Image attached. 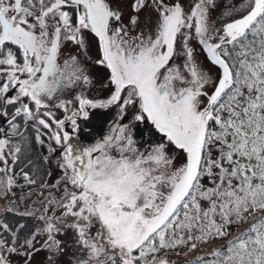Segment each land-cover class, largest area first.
Instances as JSON below:
<instances>
[{"label": "snow or ice", "instance_id": "snow-or-ice-1", "mask_svg": "<svg viewBox=\"0 0 264 264\" xmlns=\"http://www.w3.org/2000/svg\"><path fill=\"white\" fill-rule=\"evenodd\" d=\"M145 3L135 0L134 11ZM152 4L159 18L155 35L145 38L130 36L123 25L110 27L121 16L106 0H0V66H5L0 67V120L10 127L8 132L0 128L5 137L0 138V196L17 186L13 165L22 144L11 139L27 140L16 123L18 117H23L25 127L33 122L39 143H45L41 136L47 135L60 146L66 184L59 201H47L45 214L37 217L44 226L30 236L21 238L19 228L13 231L0 222V264H9L11 254L29 255L19 249L33 250L37 235H47L46 250L61 251L56 236L66 228L74 231L86 252L77 264H170L166 255H159L162 251L196 250L227 237L229 225L257 216L258 222L229 241L226 249H214L208 259L197 257V264H264V0H246L240 9L247 13L215 32L208 23L214 0H194L187 14L179 4L167 5L164 0ZM131 23L135 26L136 19ZM84 29L99 38L114 92L101 102L78 97L74 108L65 101L56 103L67 113L65 119H58L43 98L59 101L64 89L81 78L74 60L61 68L57 56L62 40L82 45ZM193 35L220 69L211 95L205 90L210 79L189 45ZM178 36L185 56L183 71L169 65ZM7 45L17 46L22 61ZM83 79L87 83V77ZM177 82L183 86L177 88ZM201 97L207 98L203 109ZM134 102L139 111L133 119L151 121L186 154V163L170 175L154 174L172 163L165 145H153L145 156L131 134L125 135L126 125L117 124L113 134L91 146L70 142L66 123L75 132L78 118L89 116L86 108L119 104L122 119L126 106ZM9 106H15L11 114ZM213 150L218 153L215 158ZM49 151L55 149L49 146ZM20 173L25 183H36L23 169ZM205 176L212 187L202 185ZM201 201L208 206L202 207ZM53 204L64 209L61 216L46 215ZM69 216L70 223L65 220ZM96 224L98 230L91 233Z\"/></svg>", "mask_w": 264, "mask_h": 264}, {"label": "rangeland", "instance_id": "rangeland-1", "mask_svg": "<svg viewBox=\"0 0 264 264\" xmlns=\"http://www.w3.org/2000/svg\"><path fill=\"white\" fill-rule=\"evenodd\" d=\"M106 2L112 10L118 11L121 16V20L119 22H110V27L123 25L128 29V33L132 37L140 34H143L145 38H147L150 34L153 36L155 35L159 16L156 17L154 11L155 17H151L149 10L152 9L147 4L144 5L145 13L141 14L142 18H140L135 26H133L132 23H127V18L124 17L122 12L125 0H106ZM166 3L167 5H181L182 9L187 14L191 11L194 0H170L166 1ZM245 3L246 0H214V6L209 7L208 9V23L210 31L215 32L217 30H221L225 24L245 15L247 13V9H240V6ZM80 35L83 41L82 45L77 44L74 41L67 40H62L61 43L60 56L58 60L60 67L63 68L66 62L70 63L74 60L76 62V66L80 68V72H78L77 75L81 78L76 79L71 87L64 89L67 91L66 95L60 94L59 101L56 100V98L49 100V104L52 107L51 111L58 119H65L67 113L64 110L58 111L59 109H54L53 107H55L54 105L56 103L66 101L69 108H74L77 106L78 97L90 99L93 102H101L109 99L114 92V85L111 83L110 79L111 71L104 63L102 64V61L100 60L102 58V48L99 45V38L87 29L82 30ZM181 41L182 37L178 36L175 46L176 52L172 60L169 61V65L179 66L181 71H183L185 56L183 55ZM189 45L194 50L193 55L195 62L199 66L200 70L210 79V84L205 88V90L210 93L212 92L213 86L219 81L220 70L210 63L207 54L194 35L189 41ZM82 50H86L89 56L84 57L82 55ZM86 74L89 75L87 76V83H85L83 79ZM2 83L3 81H0V86H2ZM176 86L179 88L183 85L177 82ZM126 91L127 89H125V92ZM6 95L11 96L12 91ZM123 98L124 93H122V100ZM24 99L25 102H27V98ZM200 99L202 101L200 107L203 109V107L207 104V99L206 97H201ZM68 101H71L73 105ZM73 101H76V103ZM44 102L48 104L45 99ZM14 107L15 106H9L8 109L13 111ZM30 107L34 110V105L31 104ZM118 108L119 104L104 108H89V117L87 119L78 120V128L75 132L72 131L70 124L66 128L72 136L70 142L77 147L91 146L97 142H102L105 137L113 134L112 129H115L117 124L126 125L125 135L128 133L131 134L135 142V147L140 152H143L145 156L152 150L153 145H165V153L169 158H171L172 163L167 168L162 167L159 172L154 174H160V172H163L165 175H170L171 172L177 170L186 163V154L182 150L176 149L172 144H170L166 137H164L163 134L155 128L151 121L145 119L144 121L139 122L133 119V115L139 111L137 103L134 102L132 105L126 106V114L122 119L118 117ZM19 119L23 120V117H18V120ZM32 123L33 122L31 121L29 122V124ZM40 127L43 133H48L47 129H43L42 126ZM0 128H3L4 132L10 131V127L5 120H0ZM0 138H5L3 132H0ZM41 139L45 141L43 144L40 143L41 150L46 155L44 158L46 167L43 179L35 188L31 186L29 189V187H22L25 181L23 178L17 177V186L13 187L8 195L0 196V213H3L9 208H21L22 212L31 211V213H35V215H37L36 217H38L41 214H45L44 208L48 200L55 199L59 201L63 196L66 184L64 182L63 169L60 166L62 163L61 148L60 146H57L54 141L49 140L47 135H42ZM49 146L55 149V151H49ZM112 154L117 155L114 148L112 149ZM212 155L213 158H215L218 153L213 150ZM8 163L10 164V157L8 158ZM201 183L205 188L212 187L209 178L206 176L202 178ZM68 187H70V185H68ZM161 190L165 193L168 191V189L164 187H161ZM23 191L26 193L24 194L26 196V200L22 199ZM201 205L206 208L208 206L207 201H201ZM63 211L64 209H57L53 204L48 207L46 215L52 216L55 214V216L59 217L63 214ZM260 218L261 217L259 216L252 217L249 218L247 222L240 225H229L227 228L229 235L227 237L217 238L208 244L199 246L196 250L190 251L187 247H178L175 250L167 252L162 251L159 255H166L170 264H197V257L204 256L205 259H208L210 257L207 254L211 253L214 249H226L229 241L233 240L241 232L247 230L252 224L258 222ZM33 219V222L35 223H33L34 228L28 226L29 230H26L25 226H23L19 231H25L28 233L30 232V229L35 231L37 228H42L44 226V221L39 219L37 220V218ZM72 219L73 218L71 216L65 218L66 222L69 223ZM98 227V224L94 225V227L90 230L91 233H95L98 230ZM31 234L32 233L30 232L29 235L24 236H30ZM47 238L46 234L37 235L36 240L38 243H35V248L33 250H28L27 248L19 249L21 252H29L30 254H11L8 256L9 263L77 264L80 259H83L86 256V252L82 251L80 246L77 244L76 235L72 229L66 228L62 233L57 234L56 239L60 241L61 248V251L59 252H50L43 247ZM49 257H51V260H49Z\"/></svg>", "mask_w": 264, "mask_h": 264}, {"label": "trees", "instance_id": "trees-1", "mask_svg": "<svg viewBox=\"0 0 264 264\" xmlns=\"http://www.w3.org/2000/svg\"><path fill=\"white\" fill-rule=\"evenodd\" d=\"M73 23L75 24V19L72 18ZM11 110L8 109V113L11 114ZM43 118V117H42ZM50 122V121H49ZM16 123L20 124V131L24 132V136L27 138L26 143L21 137H12V143H21L22 144V151L19 154V159L13 165V172L16 174L17 177L23 178V175L20 173V170L23 169V172L29 174V176L36 181L35 184H27L24 182L22 187H29L33 186L34 188L37 186L38 183L41 182L45 174V153L41 150L40 143L36 139V131L34 127H31L32 124H29L25 127L23 120H16ZM51 123V122H50ZM10 164H12V160L10 158ZM23 191L22 199L26 200V196ZM30 192V191H29ZM35 202V200H34ZM36 204V203H33ZM35 209V206H34ZM31 212V211H30ZM21 208H14L13 211H9L8 209L3 213H0V222L7 224L9 228L15 231L17 228L21 229L19 226L22 224L25 226L26 230H29L28 226L34 228L33 225V218H37V215H22ZM38 220V219H37ZM35 224V223H34ZM30 232H34V230L30 229ZM25 231L20 232L19 235L21 238L25 237L24 235H29V233ZM4 236H9V233L5 232Z\"/></svg>", "mask_w": 264, "mask_h": 264}, {"label": "flooded vegetation", "instance_id": "flooded-vegetation-1", "mask_svg": "<svg viewBox=\"0 0 264 264\" xmlns=\"http://www.w3.org/2000/svg\"><path fill=\"white\" fill-rule=\"evenodd\" d=\"M166 1H170V0H164V3L165 4H167L166 3ZM134 3H135V0H125V4H124V7H123V10H122V12H123V14H124V17H126L127 18V23H129V24H131V21H132V19L133 18H135L136 19V23L139 21V19L140 18H142V15L141 14H143V13H145V7H143L139 12H136V11H134V8H133V5H134ZM145 4H147L149 7H151V9L152 10H149L150 11V16L151 17H153L154 16V11H155V16L157 17V16H159V13L155 10V7L153 6V4H152V0H146V3ZM169 5H171V4H169ZM148 16H149V14H148ZM154 16V17H155ZM72 18H74L75 20H76V16L73 14V16H72ZM76 22V21H75ZM153 22V21H152ZM151 22V23H152ZM231 22V21H230ZM62 35H63V33H62ZM8 47H10V48H12V50L14 51V52H16V54H17V58H18V62H20V61H22V56L20 55V52H19V49L17 48V46H15V45H7ZM83 51V50H82ZM82 55L84 56V57H87V56H89L88 55V52L86 51V50H84L83 51V53H82ZM59 56H60V49H59V51H58V56H57V63L59 64V62H58V60H59ZM102 58H103V51H102ZM102 58L100 59L101 61H102ZM104 62H102V64H103ZM210 63H211V61H210ZM105 65H106V63H104ZM212 64V63H211ZM213 65V64H212ZM218 70H220L219 68H218V66H216V65H214ZM109 69V68H108ZM111 71V70H110ZM87 76H89V75H84V77H87ZM22 78H26V77H22ZM88 78V77H87ZM83 80V79H82ZM215 87H216V84L213 86V88H212V92H208V94L209 95H211L212 93H213V90H215ZM66 92L67 91H63L61 94H65L66 95ZM68 92H71V91H68ZM47 102H48V104H49V99L48 98H44ZM207 99V98H206ZM66 102V101H65ZM70 104H72V102L71 101H68ZM74 103H76V101H73ZM31 105V104H30ZM50 105V104H49ZM73 105V104H72ZM137 107H138V104H137ZM54 109H57L56 107H53ZM52 109V107H51V105H50V110ZM60 110H63V109H59L58 111H60ZM86 110L88 111V113H89V108H86ZM89 117V116H88ZM82 119H84V118H78V120H82ZM67 124V123H66ZM68 125L69 124H67L66 125V128L68 127ZM114 130V128L112 129V131Z\"/></svg>", "mask_w": 264, "mask_h": 264}, {"label": "water", "instance_id": "water-1", "mask_svg": "<svg viewBox=\"0 0 264 264\" xmlns=\"http://www.w3.org/2000/svg\"><path fill=\"white\" fill-rule=\"evenodd\" d=\"M10 264V263H9Z\"/></svg>", "mask_w": 264, "mask_h": 264}]
</instances>
